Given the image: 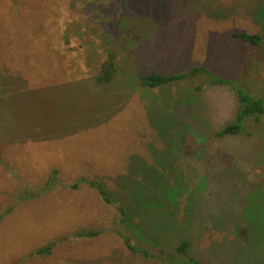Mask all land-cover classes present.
Returning a JSON list of instances; mask_svg holds the SVG:
<instances>
[{"label":"rangeland","instance_id":"rangeland-1","mask_svg":"<svg viewBox=\"0 0 264 264\" xmlns=\"http://www.w3.org/2000/svg\"><path fill=\"white\" fill-rule=\"evenodd\" d=\"M234 32L261 41L242 47ZM109 53L115 75L98 84ZM194 65L264 98V0H0V264H166L126 237L168 252L184 237L205 264H264V115L247 121L251 135L218 138L237 106L228 86H138ZM175 98L189 109L176 116L194 123L167 146L147 107L171 114ZM149 172L175 190L180 223L158 245L166 208L132 215L127 185L151 187ZM81 177L102 182L108 202L86 182L72 187Z\"/></svg>","mask_w":264,"mask_h":264},{"label":"trees","instance_id":"trees-1","mask_svg":"<svg viewBox=\"0 0 264 264\" xmlns=\"http://www.w3.org/2000/svg\"><path fill=\"white\" fill-rule=\"evenodd\" d=\"M233 35L239 39L242 47L247 45L256 47L261 41V36L256 33L250 34L247 32H234ZM115 72L116 64L114 61V56L109 53L107 54L106 59L101 63L97 73H95V75L93 76V80L98 84H107L114 77ZM172 83H185V85L189 87L190 91L194 93H198L199 91H201L203 85L228 86L234 91L237 100V106L235 109V113H233V119L225 123L221 129L214 132L215 137H233L240 134L251 135V131L247 129V121L253 120L255 122H259L261 116L264 115V98L247 93L233 80L220 77L214 74L213 71L208 67L203 65H194L187 70L177 71L173 73L148 72L138 77V86L147 91L161 88ZM185 99H187V102L189 103L192 97L186 96ZM162 104H165V102H163ZM170 104L171 106L168 108H172L171 114H164V108L163 113L156 114L155 110L158 107L153 105L150 106L151 108L147 107V111L150 112V114L148 115L150 119L149 121L155 127V130L159 133V135L162 136L163 140H165V145L167 146L172 145V142L176 141V139H180L184 128L190 127V125L194 123V116L187 118V120L179 119L178 116H176V110L178 108L175 107H184V110H189L186 109L187 107L185 106L184 99L175 98L174 100L170 101ZM157 117H160V119L156 120ZM172 129H175V131L172 132ZM170 138H172V141ZM166 150L167 148L155 153L154 155V161L159 162V165L161 167L167 165V163H165V158L162 159V156L164 155ZM131 165L133 168H139L142 165L143 168L149 166L147 164H144V162L139 163L137 161H132ZM56 174V170H53L51 173V175ZM148 175H150L151 178V181L148 182L151 183V187H148L146 183L143 184L141 180L135 181V185L132 184L131 181L129 184V181L127 180V185L130 188L131 194H133L132 202L135 204V207H133V211H131V214L134 215L135 212H143L147 214L149 206L157 212L161 210V207L166 208L165 212H158L160 217L153 227L155 230L152 231L155 237L154 242L156 243V245H158L157 242L160 241V236L163 233H168L169 235V231L172 235L175 230H177V226L180 225V223L176 217V209H174L177 204L176 199L171 198V192L167 187L165 179L162 177L154 178L152 177V174H150V172L148 173ZM80 182L88 183L90 186L95 188L97 193L104 201L108 202L106 188L102 182L98 180H88L84 177H81L72 184V187H76ZM174 192L175 190H173L171 194H174ZM124 216L126 217V212L124 213ZM128 218L131 217H128L127 214L126 220H128ZM140 220V223L145 226V219L141 218ZM139 229L142 230V233H146L145 228ZM180 232L181 231L179 230V233ZM95 234V231L82 230L78 231L75 235L94 236ZM129 240V237L124 238L126 247L132 253L142 255L145 258H159L161 262H164L166 264H205L189 254V241L184 237H180V239L176 242L173 252H168L166 250L164 251L157 247H154L153 250H149L148 248L141 247L135 243L130 242ZM49 249L50 245L37 249L36 253L45 254L49 252Z\"/></svg>","mask_w":264,"mask_h":264}]
</instances>
